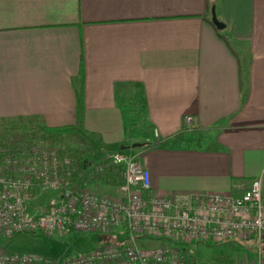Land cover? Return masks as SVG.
I'll return each mask as SVG.
<instances>
[{
    "label": "crops",
    "instance_id": "0c3cea01",
    "mask_svg": "<svg viewBox=\"0 0 264 264\" xmlns=\"http://www.w3.org/2000/svg\"><path fill=\"white\" fill-rule=\"evenodd\" d=\"M80 87L91 147L138 154L149 194L264 197V0H0V120L75 124Z\"/></svg>",
    "mask_w": 264,
    "mask_h": 264
},
{
    "label": "built area",
    "instance_id": "2783aa9c",
    "mask_svg": "<svg viewBox=\"0 0 264 264\" xmlns=\"http://www.w3.org/2000/svg\"><path fill=\"white\" fill-rule=\"evenodd\" d=\"M110 166L121 174L119 190L97 194L76 185L72 158L59 149L36 142L26 145L19 138L0 147V236L101 233L123 228L129 238L126 243H103L61 260L0 245V264H196L170 244H149L192 239L215 243L253 239L259 247L255 260L239 264H264L260 180H251L239 196L201 192L173 200L149 194L151 174L138 154L111 152L97 170Z\"/></svg>",
    "mask_w": 264,
    "mask_h": 264
},
{
    "label": "rangeland",
    "instance_id": "374dc122",
    "mask_svg": "<svg viewBox=\"0 0 264 264\" xmlns=\"http://www.w3.org/2000/svg\"><path fill=\"white\" fill-rule=\"evenodd\" d=\"M134 121L138 122L139 119ZM37 123L38 121L35 119L24 118L0 120V147H6L8 141L16 136L27 144L30 137L31 141L38 143L40 146L54 147L72 158V162L77 169L76 185L97 194L111 195L118 192L121 178L118 185L115 181H109L104 174L102 175V171L97 170L98 165L104 164L105 158L109 155L108 152L99 154L93 147L80 146L72 139L44 136L33 128V125ZM187 133L191 137L201 135L191 128ZM124 150L129 152L127 149ZM98 174L102 177L97 179ZM128 239L123 228L115 229L113 232L88 231L69 235L22 232L11 237L0 236V245L10 251L31 253L50 260H61L64 256L76 255L81 250L101 246L103 243H126ZM158 243L174 246L181 254L195 260L196 264H239L244 259L242 256L246 252L245 249H248V245L256 251L259 249L256 243L254 246L252 245L253 239H231L216 243L210 240L196 239L178 242L165 240L162 242L152 241L150 244ZM261 244L264 246V240ZM262 248L260 246V251L263 250Z\"/></svg>",
    "mask_w": 264,
    "mask_h": 264
},
{
    "label": "trees",
    "instance_id": "16d2710c",
    "mask_svg": "<svg viewBox=\"0 0 264 264\" xmlns=\"http://www.w3.org/2000/svg\"><path fill=\"white\" fill-rule=\"evenodd\" d=\"M82 78V77H80ZM83 90L82 87L77 89L76 91V100H77V106H76V113H77V121L75 124H70L68 126H57V127H49L46 126L45 124L37 123L33 125V128L35 129L36 132L46 135L47 137H63L66 139H72L73 142L80 146H85V147H90L93 145V139L91 138V134L89 131H87L84 126L82 125L83 118H84V105H83ZM18 138L13 137L12 139ZM30 141L27 142L26 145L32 144L31 138L29 137ZM22 143L25 144L24 141L20 140ZM7 147V146H6ZM105 175V177L109 181H115L118 185L120 183V178L121 174H119V170L116 169L115 167H111L105 169L102 171V175ZM102 175L97 176L98 178H101ZM120 180V181H119ZM150 244V243H149ZM152 245V244H151Z\"/></svg>",
    "mask_w": 264,
    "mask_h": 264
},
{
    "label": "water",
    "instance_id": "95a60500",
    "mask_svg": "<svg viewBox=\"0 0 264 264\" xmlns=\"http://www.w3.org/2000/svg\"><path fill=\"white\" fill-rule=\"evenodd\" d=\"M139 145H140V143H134V144L132 145V147L139 146Z\"/></svg>",
    "mask_w": 264,
    "mask_h": 264
}]
</instances>
